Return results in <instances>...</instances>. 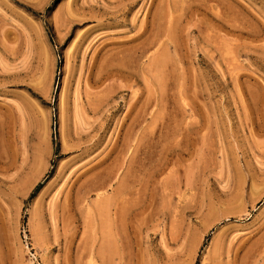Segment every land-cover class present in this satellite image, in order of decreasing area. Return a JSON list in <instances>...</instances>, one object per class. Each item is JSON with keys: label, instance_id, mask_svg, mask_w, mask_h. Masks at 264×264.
Wrapping results in <instances>:
<instances>
[{"label": "rangeland", "instance_id": "374dc122", "mask_svg": "<svg viewBox=\"0 0 264 264\" xmlns=\"http://www.w3.org/2000/svg\"><path fill=\"white\" fill-rule=\"evenodd\" d=\"M197 263L264 264V0H0V264Z\"/></svg>", "mask_w": 264, "mask_h": 264}, {"label": "bare ground", "instance_id": "6f19581e", "mask_svg": "<svg viewBox=\"0 0 264 264\" xmlns=\"http://www.w3.org/2000/svg\"><path fill=\"white\" fill-rule=\"evenodd\" d=\"M102 51H103V49H100L99 51H97L96 52V54L99 56L100 54H102ZM101 66V65H100ZM96 66H95V63H94V65H92V67H91V69L93 70L94 68H95ZM100 68H102V67H100ZM99 69V68H98ZM105 74H102V69H99V75H97V77H95V78H91L92 79V84L95 86H97V85H100V84H102L103 82H104V80L107 78L108 79V77H107V75H109L108 74V72H107V75H105ZM112 75V74H111ZM97 179V181H98V178H96ZM106 182V181H105ZM101 184V183H100ZM93 186H95L96 187V185H95V183L92 185V187ZM99 186V185H98ZM100 188H102V185L101 186H99ZM94 188V187H93ZM86 191V190H85ZM102 195V194H101ZM99 196H100V194H99ZM102 197V196H101ZM100 198V197H99ZM98 199V198H97ZM108 201V200H107ZM104 204H105V202H103ZM99 204V203H98ZM86 205L88 206V204L86 203ZM86 205H85V207H86ZM101 206H103V205H101ZM100 207V206H99ZM92 209V208H91ZM90 210V209H89ZM88 211V210H87ZM96 255V254H95ZM92 260V263H94V261H93V258L91 259Z\"/></svg>", "mask_w": 264, "mask_h": 264}, {"label": "trees", "instance_id": "16d2710c", "mask_svg": "<svg viewBox=\"0 0 264 264\" xmlns=\"http://www.w3.org/2000/svg\"><path fill=\"white\" fill-rule=\"evenodd\" d=\"M46 28L48 29L49 27H48V25H46ZM49 30V29H48ZM49 32V36H50V39L52 40V33L50 32V31H48ZM52 174H53V171H51L50 172V174L46 177V179L43 181V182H41V183H39L37 186H36V188L34 189V191H33V193L31 194V196H30V199H34L36 196H37V194L40 192V190L44 187V185H45V183L48 181V179L52 176ZM198 264V263H197Z\"/></svg>", "mask_w": 264, "mask_h": 264}]
</instances>
